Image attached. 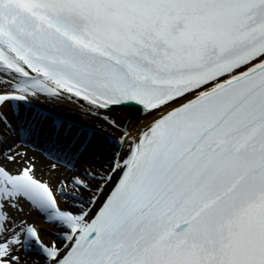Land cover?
<instances>
[{
    "label": "snow or ice",
    "instance_id": "6c2138e0",
    "mask_svg": "<svg viewBox=\"0 0 264 264\" xmlns=\"http://www.w3.org/2000/svg\"><path fill=\"white\" fill-rule=\"evenodd\" d=\"M0 264H264V0H0Z\"/></svg>",
    "mask_w": 264,
    "mask_h": 264
},
{
    "label": "bare ground",
    "instance_id": "6f19581e",
    "mask_svg": "<svg viewBox=\"0 0 264 264\" xmlns=\"http://www.w3.org/2000/svg\"><path fill=\"white\" fill-rule=\"evenodd\" d=\"M72 111H74V112H75V111H77V110H76L75 108H73V109H72Z\"/></svg>",
    "mask_w": 264,
    "mask_h": 264
}]
</instances>
